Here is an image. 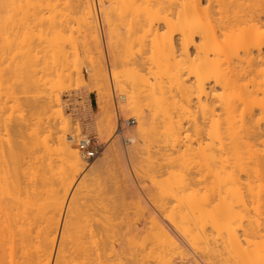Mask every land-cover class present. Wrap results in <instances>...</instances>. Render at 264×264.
<instances>
[{"label": "bare ground", "instance_id": "6f19581e", "mask_svg": "<svg viewBox=\"0 0 264 264\" xmlns=\"http://www.w3.org/2000/svg\"><path fill=\"white\" fill-rule=\"evenodd\" d=\"M56 1L55 0L53 1L54 3H57L55 5H58V7L56 6V8H59V7L62 8L64 3H63V5H61V0H59L60 2H56ZM96 1H98L99 8L98 7L97 8L99 9V12H100L101 21L104 22V23H102V22L101 23L105 24L106 29H107V33H108V39H107L108 43L107 44H109V48H110L112 56H113L112 58L115 62L114 64L121 67V69H119V70H116V71L114 70L115 72H113V74H112L113 75L112 81L115 82V84L117 83L119 90L126 93L127 102L125 104H126V106H128V110L131 111L137 118V121H138L137 128H138V131L140 132L139 134L145 138L143 140V141H145L144 144L147 143L146 146H149L150 144L148 145V143L157 141V143L159 145L157 143H155V145L157 144L156 146H161L164 144L163 142H165V144H164L165 147H163V148H165L166 152L163 150V148H157L156 147L159 150L160 149L163 150L162 151L163 153L161 151H158L157 154H159V153L164 154V155H162V159H163V156H166L165 153L167 154V158L165 157L166 160L164 159L166 162L168 161L166 163L168 165V167L166 168V166H165L167 171L169 170V168H172L174 166L175 167L172 169H175V168L178 169L177 167H182L183 170L180 168L179 169L182 170L183 173H181V175H183L185 171H187V172L189 171V170L184 171V169H185V166L187 165V161L189 159H191L190 161H192V158H191L192 156H190V154L193 155V153L196 151V149L194 147L195 143L192 145L193 141H195L196 143H198V148L200 149V150H198L200 158L202 157V160L203 161L205 160V162L206 161L211 162L209 164H210L211 168H212V166L214 168L213 169L214 172L212 170L210 171L208 169H205V170H208L209 173L210 172L214 173V174H212V182L211 181H209V182L212 183V187L214 188L213 191L214 192L216 191V192L212 193L210 191V189L212 190V188H211V185L209 183L208 184H209L210 189L208 188V185H206L207 178L204 177L206 175L204 173V171H203V174H205V175L204 176L202 175V179L204 178L205 180H203V183H202V181H201L202 179H201V177H200L201 175H200L199 180L201 182H199L200 185L196 184L197 186H199L197 188V186L195 185V182L193 183V185H195V186L191 185L192 187H190V185H189L190 183H192L191 180H193V181L195 180V179H192L195 177V176L193 177V175H192L193 173L192 174L191 173H189V174L185 173V177H184V175L183 176L180 175V177H178V175L180 173V171L178 170L179 173L177 172L178 175H176L178 177V179L177 178L174 179L175 181H173V184L170 183V186L171 187L173 186L171 188L172 189L171 191L167 190V189L164 190L165 189L164 187H166L165 186L166 184H169V180L172 177L167 178L168 183L165 182L166 181L165 180L163 182L164 184L159 183V182L162 183V180L160 178L159 180H161V181H159L155 185L156 188L163 186L162 188H164L163 190L166 192H164L161 189V187H160V191H162L164 193H168V195L171 194L170 196L167 195L168 198L170 197L169 200H168V198H164V199L162 198L165 201H163V200L161 201V199H159L161 202L158 200L160 203L156 201L158 203L157 207L155 205L154 206H155V208H158L157 211L159 212V216L155 217L153 215H149L150 219L148 218V216L146 218H148L149 220L144 217L145 219L140 226H135V227L129 226L131 228L128 231L129 236L127 234V236H128L127 240L125 238L126 236L124 233V231L127 232L126 229L125 230L123 229L124 230L123 231L120 226L115 225L113 223L115 228H116V226L121 228V230H119V231L117 228H116L117 231L115 230L117 233L120 232V235H119V233L117 234L115 231L112 232V230H114V229L110 230L111 226L108 227V225H110V224L106 225L108 222L111 223L110 222V221H112V220H110L111 217H110V219H107L108 222L106 219L104 222L101 220L102 221L101 226H99V225L96 226L97 223L95 225L96 227L93 225L95 227V229L94 228L93 229L92 228L91 229L86 228L84 230L81 229L83 232H80L81 230L79 231V229H80L79 228L78 229L79 232H76V231H74V230H76L75 229L76 227L74 229L69 228L70 218L67 219L69 216L67 217L65 212H64L65 214L63 215V218H62V211H63L64 206H65V201H66L68 192H69V190H71L70 188L72 187V183H74L73 181H74L75 177H77V175L82 171V169L87 164L86 165L84 164V159H86V157L83 155V153L80 151L79 148H77L76 146L73 145L74 142L72 143V140H73L72 135H74V134L73 133L70 134L72 137H67L66 135H64V133L66 131L67 132L69 131L68 129L65 131V129L68 126L67 125L68 122L66 121V119H67L66 118L63 121L65 123V125L64 126L62 125L64 133L61 134L62 136L60 137L61 138L60 144H61V151H62V152L61 151L60 152L62 153L61 155L63 157H65L66 161L68 162V166L70 167V170H71L70 172H72V173L71 174L67 173L70 176H67L65 178V176H66L65 175L64 176L65 179L63 177H62L63 180H61L62 178L60 179L62 181V183L59 186H61V190L63 189L62 194H60V192H58L57 188L59 186L58 187L55 186L56 188L52 187L51 189L47 187L48 185L45 186L50 190V191L48 190L49 193H47V191L45 189H42L40 186L38 187V185H36V184L34 185V182H33V184L26 185L25 187L24 186L22 187L20 185L21 180L18 181L21 178V176L19 175L20 176V178H19L17 176L18 173L16 174V172L18 170L16 169L17 171H15V169H14L13 173H11L10 170H12V169H10V170L7 169L6 171H8V170L9 171L5 172L4 169L7 168V167H5V165L7 163L4 165L5 168L2 167L3 170H1V171H4V172H2V174L3 173H6V174L11 173V175H13L12 180L13 181L15 180V181L13 183L12 180H9V181L5 180L4 184L2 183L3 181H0V264H111L112 262H114L112 264H168V263L174 264L173 261H171L173 259V256L176 255V253L181 254L184 251V249H183L184 245L181 246L179 241H178L180 238L178 237L179 239H177L175 236L176 232H177V234H179L181 237L184 238V239L183 238H181V239L185 240V242L187 243L188 246H189V244H191L190 247H193L195 245V244L192 245L194 243L195 239L199 238V240H200V237H199L200 235H201V238H203V242L202 241L201 242L202 243L205 242L206 245L208 244V240H210L212 238L211 236L214 234L213 233L211 235L212 232H215L214 236L216 234L218 235V233H216L217 230L215 231V229H214L215 227L211 226V228H208V229H210V232H207L206 231L207 229L205 230L206 225H209L208 222H210V220H208V219L211 216L207 217L208 215H206V217H205V214H204V216L202 215L201 217L198 216L200 218L203 217V222H206L204 220L206 218H208V219H206L207 223H205V224H202V221H200L201 220L200 218H197V219L198 220L200 219L198 222H201V223H198L197 221L194 222L195 220H197V219H195V217L198 214L202 213V212L200 213L199 211H201L203 209V207L202 208L200 207L201 209L198 208V210H196L197 212L195 211L196 215L194 216L193 213H194L195 207L194 208L191 207L192 205L190 203H192L193 206H195L194 202L196 204L197 200L194 202H193V200L204 196L203 192H205L207 194V195L205 194L206 197L208 195L213 196V195H211V193L214 194L215 197H217L216 193H218V196L223 195L222 189H224L223 193L225 192L226 195H228V194L230 195V192H231L230 188H231L232 184L237 185V183L235 184L234 182H238V181H235V175H236V177L238 176L237 173H238V170H240L239 167H240V165L241 166L243 165V162H242L243 160H241L240 158L239 159L242 162V164L239 165V163H240L239 160H238V163L235 162L238 159V157H237L238 154L236 155L235 153L237 152V150L242 149L241 148L242 146H239L238 144H237L238 147H240L241 149L240 148L236 149L237 146H235V139H237L236 140L237 142H238V139L240 141L241 136H242V134L240 135V133H244L243 134L244 137L242 136L243 137L242 139L246 140L245 137L250 132L251 126H252L253 131H251L250 133H253V135H254V133L255 134L256 133H259V134L264 133V128H262V127H264V125L261 127V123L264 122V0H96ZM53 2H52V0H0V8L2 10V11H0V23L7 25V26L10 25V27H12L14 25L16 26L18 23H19L18 24L19 26H16V27L19 28V27L23 26L22 28H20L21 29L20 31H18V28L16 29L17 32H14L13 30H11L14 32V37L11 34L12 32L9 29V31L11 32L10 34L12 35L10 37L15 38V36H16L20 39V41H19V39L16 38V39H18V40H16V42L17 41L18 42L25 41L24 43H26V39L28 37H30V36L35 37L36 36L35 33L32 32L34 29L33 28L31 29V27L34 25V23H35V25L36 24L38 25V23H39V21H38V23H36L37 20H35V16H36V18L40 17L38 19L44 18V16H43L45 14L44 11L39 10L40 14H42V15H40L38 13L39 12L38 9L35 7L37 6L39 8L44 9L46 6L49 9H51ZM63 2H65V4H66L68 2V0H65V1L63 0ZM70 2H73V0H71ZM59 3H60V6H59ZM74 4H76L79 8L77 6H73ZM68 5H69V7H67ZM68 5H65V7L69 8V10H70L72 7L70 8V3ZM73 5L71 4V6H73V8L77 7L79 11L81 9V12L79 14L80 15L79 20L81 19L80 23L83 24L85 27L86 35L90 39L91 48L93 50H91V48L89 49V45H88V49L90 51H94V53H96V55H99V58H100L103 55V50H102V42H101L102 39H101V34H100L101 31H99V26H98L99 21H98V17H97L95 0H76V2L73 3ZM32 6H34V8ZM29 7H31L32 9H29ZM27 8L30 11H28ZM48 8H46L44 10L48 11L47 10ZM66 8H64V9H66ZM31 10L32 11H35V10L38 11V12L36 11V13L34 12L36 14L34 16V19L31 17V15H32L31 13L29 16L31 18H29L27 16V11L31 12ZM54 11H55V9L51 10L52 13ZM41 12H43V13H41ZM71 12H73V11H71ZM34 13H33V15H34ZM37 14H39V15H37ZM28 15H29V13H28ZM45 15H46L45 19L49 18V16H48L49 13H46ZM50 15H52V14H50ZM69 15L71 16V14H69ZM76 16L77 15L75 14V17L72 16V18H76ZM27 17L31 21L35 20V22L32 23L33 25L29 22L31 24V26H29V23H28L29 19ZM52 17L50 16V18L47 19V21L50 20L49 21L50 27L47 25L48 26L47 29L40 30V28H38V27L36 28V26L34 25V27L36 29H38L39 32H38V30H34V31L35 32L37 31L36 34H38L40 32H44V31L48 30V32L51 33L53 36H51V34H48V32H44L45 35H43V37H41L42 35L39 34L34 39L37 40L38 37H41L39 39L41 40L43 38V40H44V36L46 38V34H47V37H48V35L50 37H54L53 40L50 38V40H52V41H54L56 38V41L58 42L62 38V35H63L62 33L64 32V29L62 30V28L60 26H59L60 27V29H59L58 23H57V21H58L57 18L55 17L56 18L55 19ZM26 19H28V20L26 21ZM42 21H44V19H42ZM69 21H70V19H69ZM58 22L60 23V21H58ZM46 24H48V23H46ZM61 24H62V22H61ZM64 25H67V24H64ZM0 27H1V29L5 30V26H0ZM43 27H45V26H43ZM70 29H72V28H70ZM6 31H8V30H5V32ZM5 32H3V33L5 34ZM1 33H2V31L0 32V35H1ZM3 33H2V35H3ZM8 33L9 32H6V34H5L6 37L8 36ZM68 34H69V32H68ZM176 35H178V37ZM63 36H65V35H63ZM84 37H85V35H84ZM13 38H12V40H13ZM34 39H33V42H35ZM31 40H30V43H32ZM68 40H69V38H68ZM47 41H49V40H47ZM61 41L62 40H60V42ZM85 41L87 42L88 38L84 39V42ZM24 43L22 42V44H24ZM27 43L29 44V42H27ZM27 43L24 45L27 46ZM55 44H56V42L54 43V45ZM57 44H59V43H57ZM38 46H40V45H37V47ZM41 46H44V45H41ZM59 46L60 45H58V49H59ZM86 46H87V44H86ZM22 47H24V46H22ZM22 47H21V49H22ZM73 47L75 48L74 45H73ZM26 48L29 49L28 46ZM34 48L36 49V46H34ZM41 49H43V48H41ZM47 49H48V47H47ZM47 49H45V50H47ZM49 49L51 50V48H49ZM64 49H66V48H64ZM31 51H33V49ZM58 51L60 53V50H58ZM73 51H74V49H73ZM40 52H42V50H40ZM61 52H63V50ZM51 53H52V51H51ZM59 53H57V56H59L58 55ZM94 53L93 54L90 53L91 55L90 54L89 55L90 56L93 55L92 57H94ZM31 54H32V52H31ZM84 54H86V53H84ZM29 55H30V53L28 54V56ZM34 55L36 56V54H34ZM39 55H41V54H38V56ZM18 56H20V55H18ZM21 56H23V55H21ZM41 57H43V56H41ZM31 60H29V61L31 62ZM16 61H18V60H16ZM20 61H21V59H20ZM101 62L103 63V61H101L100 59L95 60V58H90V63L93 65L97 64L96 66H99L98 69H100V71H96L92 77L94 79V81L96 82V85L98 86V88H101V86L104 85V81H106L104 78V74H102V72H101L102 71V69H101L102 67L100 65ZM25 63H26V61H25ZM33 63H35L34 60H33ZM22 64H24V62ZM102 65H104V64H102ZM34 66L35 65H33V67ZM27 68H28V66H27ZM29 68H30V70L32 69L31 67H29ZM104 68H105V66H104ZM114 68H116V67H114ZM143 69L146 70L145 73H144ZM104 70H106V68ZM15 76H16V74H15ZM30 78H31V76H30ZM32 78L34 79L33 75H32ZM24 79H26V78H24ZM107 80H108V78H107ZM23 81L24 80H22V82ZM29 82H30V80H29ZM34 82H32V84H34L33 87L35 86ZM25 84H26V82H25ZM38 85H36V86H38ZM42 86L43 85L41 84V87ZM44 87L47 88L45 85H44ZM115 87H116V85H115ZM38 89H39V87H38ZM37 90H35L36 93H37ZM35 91L34 92L32 91L33 92L32 94H35ZM42 92H41V94H42ZM13 93H14V90H13ZM32 94H31V96H32ZM38 96H40V94ZM120 97L122 98L121 100H124L123 95H121ZM108 98H109V95L107 92L106 93L105 92L100 93V95H99L100 105L98 108V119H99V124H100L101 129H103L102 131H105L104 129L106 128L107 131L111 130V132H112L114 125H115V118L111 113V108H110L111 106L109 105V99ZM46 101H48V106L44 101L42 103L46 104L45 107L46 106H47V108L49 107V109H50L49 111H51L50 116H55V117L59 116V119L61 118L63 120L64 119L63 118L64 112H62L63 110L55 108V107H57L55 105L59 104V101H60L59 98L57 96L55 98H53V96H52L49 100H46ZM41 108H38V111L41 112V110H39ZM60 108H61V106H60ZM42 111H44V109ZM238 111H239V113H238ZM40 112H38V114ZM112 112H114V111L112 110ZM199 112H200V115H198ZM36 113H37V111H36ZM256 113L259 114L260 116L257 115ZM158 114H160V115L162 114L164 116L165 122H168V123L164 124V121L163 120H162L163 122L161 121L164 124V125L162 124L163 127L165 126V129L163 128L164 130L161 127V130L164 131L163 132L164 134L161 133L162 132L161 130H158V131H161L160 133L162 134L161 138L163 139V141L160 139L161 144L158 142V139L160 137V136L158 137V135H160V133L158 132L157 133L158 135L156 134V132L154 133V131L156 130L155 129L156 127L162 126V125H157V124H159L157 122L156 127H154L155 126V120H156L157 116L158 117L160 116ZM256 115L259 116V118L255 117ZM153 116H155L156 118ZM20 117H21V115H20ZM39 117H40V114H39ZM42 117H44V116H42ZM55 117H53V118H55ZM162 117L160 119H162ZM199 117L200 118L202 117L204 120L207 119L206 121L203 122V123H205V125L202 123V121H203L202 119L199 120ZM165 118H167V120ZM255 118H257V119H255ZM25 119H26V117H25ZM46 119L48 120V118H46ZM157 119L159 120V118H157ZM200 121L202 123V126H201ZM254 121L257 123V126L255 125L256 123ZM29 122L33 123L31 121H29ZM252 122L254 124H252ZM19 125H20V123H19ZM255 127H256V130H255ZM159 128L160 127H158V129ZM28 129H29V126H28ZM37 129H38V127H37ZM39 129H38V131H40ZM17 130H16V132H17ZM19 130H20V127H19ZM36 132H37V130H36ZM189 133H192V134L190 135ZM201 133L202 134L208 133L207 138H209L208 139L209 144L207 143V145H205L206 148L203 146V148H205V149L209 148V151L206 150V151H208V153H206L205 149L203 150V148H202V143H201L200 139H202L203 137H202V135H200ZM236 133H238L239 136H237ZM245 133H246V136H245ZM17 134L19 136L20 133L18 132ZM18 136H17V138H18ZM249 136H251V135H249ZM257 136L259 137L260 135H257ZM21 137H23V136H21ZM74 137L76 139V135H74ZM199 137H202V138H199ZM250 139H249V142H246V143L252 144V142H250ZM253 139H254V136H253ZM13 140H14V138L13 139L11 138L12 142H13ZM34 140H36V138ZM74 141H76V140H74ZM205 142H206V140H205ZM246 143L242 142L240 144H242L243 147L246 148V146L248 145ZM255 143H256V140H255ZM13 144H15V143H13ZM13 144H11L12 146L10 145L11 148L13 149V151H12V152H14L13 154L14 155L16 154L15 156L14 155L13 156L16 157L17 159L18 158L22 159L21 153H23V156H25V155H24V152H22L21 150H23L24 148L22 149L21 145H20V146H17L18 147V149H17L16 146H14ZM151 144H154V143H151ZM244 144L246 146H244ZM24 145H26V144H24ZM155 145H150V146H152L151 148L155 149L154 148ZM200 145H201V147H200ZM192 146H193L194 150H193ZM249 146H251V145H248V147ZM34 147H32V148H34ZM196 147H197V144H196ZM50 148H51V146H50ZM143 148H144V146H143ZM143 148L141 147V150ZM251 148H252V146H251ZM251 148L249 147V149H251ZM16 149L18 150V152L21 151L20 152L21 155H19L18 157H17L18 152ZM37 149H38V147H37ZM149 149L150 148H148L146 151V148H145L144 150L146 151L145 154L148 156V158H146V159L148 160L150 166L148 164L147 165L151 169H153L152 166L155 165L153 162H157L158 160L157 159H156L157 161L153 160L156 158L155 154H154L155 158H154L153 153L148 154L149 152H152V150H153L152 149V150L148 151ZM190 149H191V151H190ZM249 149H247V151ZM242 152H244V151H242ZM250 152H251V150L249 151L248 154H250ZM112 153L115 154L114 152H112ZM154 153H155V151H154ZM196 153H198V152L196 151L194 154L196 155ZM237 153H240V152H237ZM10 154L11 153L9 152V155ZM161 154H159L160 157H161ZM174 154H176V156ZM188 154H189V156H188ZM251 154H252V152H251ZM152 155H153V157H152ZM239 155H241V157H242V154H239ZM260 155H262V154L260 153ZM116 157H118V156H116ZM6 158H7V156H6ZM10 158H11V160L12 159L15 160V158H12L11 156H10ZM151 158H153V159H151ZM157 158H159V156ZM255 158H256V155H255ZM17 159L15 161H19ZM43 159H44V157H43ZM251 159L253 160V158H251ZM263 159H262V161H263ZM3 160H5V158H3ZM23 160H24V158H23ZM23 160H21L22 163H23ZM147 160H146V163H148ZM248 160L252 161L250 159H248ZM160 161L162 162L161 158H160ZM197 162L195 159V163H197ZM199 162L201 163V160ZM257 162H258L257 163L258 168H255V169L258 170V169H260L259 168V166H260L259 160ZM9 163L11 164V162H9ZM200 163H197V164H200ZM203 163H202V168H203ZM42 165H43V163H42ZM156 165H158V164H156ZM237 165H239L238 168H237ZM253 165H255V164H253ZM120 166H121V164H120ZM158 166H161V164L159 163ZM149 167H148V169H149ZM193 167H196V165ZM198 167H199V165H198ZM199 168H201V165ZM208 168H209V166H208ZM211 168H209V169H211ZM236 168H237V171L235 170ZM40 169H41V167H40ZM145 169L147 170L146 165H145ZM154 169H155V167H154ZM241 169L243 170V168H241ZM169 171L171 172V170H169ZM174 171L172 172V174L174 173ZM252 171H250V172H252ZM261 171H262V168L260 169L259 173ZM14 172L16 175L14 174ZM147 172H148V170H147ZM161 172H163V171L161 170ZM170 172H168V173H170ZM234 172H236V173H234ZM148 173H150V172H148ZM168 173H166V174H168ZM241 173H244V172L241 171ZM9 174H8V177L10 176ZM151 174H154V173L151 172ZM151 174H149V175H151ZM166 174H165V176H166ZM175 174H176V172H175ZM194 174L196 175V173H194ZM34 175H36V174H34ZM186 175H188L192 178H190V177L188 178ZM262 175H264V173L261 174V176ZM153 176H154L153 179H155V177H156L155 174ZM169 176H172L171 173L169 174ZM247 176H248V174H247ZM250 176H252V175H250ZM254 176H255V174H254ZM0 177L4 178V175H1ZM6 177H5V179H6ZM213 177L215 180L213 179ZM238 177H240V176H238ZM245 177H246V174H245ZM195 178L198 179V175ZM261 178L263 180L264 177H261ZM8 179L9 178H7V180ZM243 179H245V178L243 177ZM0 180H2V179H0ZM163 180H164V178H163ZM171 180H173V178ZM157 181L158 180H156L155 182H157ZM247 181H249V180H247ZM247 181L244 182V180H243V182L246 183V186L249 184ZM6 182H8V183L6 184ZM9 182H10V184H9ZM21 182H23V180ZM29 182L32 183V181H30V180H29ZM39 183H41V182H39ZM124 183H125V180H124ZM204 183H205V186H204ZM214 183L216 185H214ZM43 184H41V186ZM159 184H160V186H157ZM254 184H255V182H254ZM50 185H51V183H50ZM229 185H230V187H229ZM9 186H11L12 188ZM51 186H53V185H51ZM202 186H204L205 189L208 188V190L211 193L209 191H207V189L206 190L203 189L204 187H202ZM215 186H217V187L215 188ZM239 186H240V184H239ZM187 187H190L192 189H190V188L187 189ZM194 187H196L197 189ZM200 187H202L203 190ZM10 188L12 189L11 191H10ZM166 188H168V187H166ZM193 188L195 190H193ZM241 188H242V185H241ZM246 188L248 189V187H246ZM198 189L200 190L199 192L197 191ZM156 190L158 191V189H156ZM200 192H202L203 195ZM208 192H209V194H208ZM247 192H246V194H247ZM251 192H252V190H251ZM123 193H125V192H123ZM199 193L201 194V196L199 195ZM237 193H239V192H237ZM237 193H235V194H237ZM21 194H23V195H21ZM45 194L47 196H45ZM129 194H130V192H129ZM156 194H158V193H156ZM246 194H245V196H246ZM209 196H208V198H211ZM231 196H232V194H231ZM206 197H205V200L207 199ZM220 197L221 196H219V199H220ZM226 197L227 196H225V198ZM202 198L204 199V197H202ZM202 198L198 200V202H201L200 204H203ZM228 198L229 197H227L225 201H227ZM136 199H138V198H136ZM166 199H167V201H166ZM232 199H234V198H232ZM138 200L141 201L140 199H138ZM208 200H209V203L211 202L210 199H207L206 204L211 205L208 203ZM139 201H137V203ZM234 202H235V200H234ZM168 203L169 204L171 203V205H169ZM142 204H143V202H142ZM172 204L174 206H172ZM206 204H204V206ZM218 204H215V206H217ZM223 204H225V203H223ZM73 205H74V203H73ZM199 205L198 206L196 205V208L199 207ZM136 206H135V208H136ZM200 206H203V205H200ZM219 206H221V202H220ZM224 206H221V210H222V207H224ZM69 207L70 206H68V202H67V204H66V210L67 211H68ZM206 207H208V206H206ZM138 208L143 209V207H140V206H137V209ZM149 208L150 207L148 206V208H145V210L146 209L148 210ZM224 208L222 211L225 213V212H227V210H226V208L225 209ZM71 209H72V207H71ZM215 209H216V207L210 208L209 210L210 211L212 210V211L211 212L209 211V213L211 214L213 212L212 215H216L215 211L218 212V209L217 210H215ZM151 210H153V209H151ZM224 210H226V211H224ZM190 211L193 213H191V214L188 213ZM206 211H207V209L204 212L208 213ZM151 212L155 213V211H151ZM132 213H134V212H132ZM148 213H147V215H148ZM229 213H231V212H229ZM229 213H225L224 214L225 217H227V216L230 217L231 214H229ZM156 214H158V213H156ZM218 214L216 216H218ZM134 215H136V214L134 213L132 216H134ZM189 215L190 216L192 215V219H191V217H189ZM224 215L221 218H224ZM126 216H128V215H126ZM137 216H134V218H133L134 220H132V221L135 222ZM216 216H213V219H215L217 221V223H215V220H214V222H210V225L215 223V225L221 226L218 223L219 219H220L219 222L221 223V218L218 217V219H217ZM105 217H108V216H105ZM116 217H118V216H116ZM158 217H161V220ZM89 218L90 217H88V220H89ZM116 219H118V218H116ZM126 219H129V218L127 217ZM139 219H141V217ZM139 219H138V221H139ZM189 219H190V221L192 220L193 223L190 222ZM75 220H76V218H75ZM95 220H97V219H95ZM224 220H225V218H224ZM231 221H235V220L232 219ZM90 222H91V219H90ZM105 222H107V223L103 224ZM113 222H114V219H113ZM116 222L117 221H115V223ZM119 222L120 221H118V223ZM127 222H129V225L132 224L131 220L127 221ZM223 222L226 223V221H223ZM190 223L193 224L195 227L190 228V226H191V225H189ZM233 223H235V222H233ZM135 224L136 223H134V225ZM200 224L205 225V227H202V225H200ZM72 225H73V223H72ZM74 225H76L75 222H74ZM74 225H73V227H74ZM102 225H104V226L102 227ZM105 225H106V227H105ZM197 225H200V227ZM235 225H232V226H235ZM225 226H226V224H225ZM243 226H245V225H243ZM98 227L103 228V230H104V227L106 229L109 228L108 230L105 229L106 231H108V233L100 231L101 228L97 229ZM122 227H126V226L124 225ZM192 228L193 229H195V228L196 229L197 228L202 229L203 228L202 229L203 231H201V229H199L201 232H196L198 229L197 230L195 229L196 231L193 234ZM222 228L224 229L225 227H222ZM240 228H241V226H240ZM88 229H90V230H88ZM242 229H244V228H242ZM109 230H110V232H109ZM230 230H231V228H230ZM121 231L124 235L123 236L124 238L120 237L122 235ZM205 231L207 233H209L210 235L208 234L209 235L208 236L205 233ZM202 232H204L205 235ZM222 232H220V236L222 235ZM224 232H226V231H224ZM104 233H106V234H104ZM109 233L110 234L112 233L111 235H109L110 237L112 236L111 239H107L109 237L107 234H109ZM113 233L114 234L116 233V235L114 236ZM197 233L199 234V236ZM227 233L230 234L228 231H227ZM195 234H196L197 238L194 237ZM231 234H233V230L231 231ZM105 235H106V237H105ZM203 235L204 236L207 235L208 240L205 241L206 237H203ZM237 235H238V233H237ZM214 236H213L214 239L218 238L217 236H215V237ZM234 236H235V234L232 237L229 236L230 239L227 238L229 240V242L232 243V247H233V245L236 247V245H235L236 243L230 241L232 239H237V238H234ZM192 237H194L195 239L193 238L194 239L193 240ZM209 237H210V239H209ZM241 237H243V236H241ZM238 238H239V235H238ZM212 239L210 242L211 244L209 243V245L214 246V248H215V245H212V243L216 239L215 240L214 239L212 240ZM244 239H245V237L241 240H244ZM197 240L195 241L196 245L198 243ZM246 240H247V238H246ZM246 240H245V242H247ZM124 241H126V242H124ZM217 242H219V240ZM221 242H222L221 243L222 245H220V242L218 244L223 247V245L225 243L223 241H221ZM225 242H226V239H225ZM229 242L226 245L227 247L230 246ZM214 243L217 244L216 241ZM237 244H238L237 248L239 247V248L243 249L241 246H239L240 243L237 242ZM203 245L204 246H202V245L200 246V243L197 245L198 247L200 246L199 247L200 249H201V247H204L203 249H201L202 251L204 250V252H203L204 254H202V252L200 250H198V252L200 251V253L204 256L203 257L201 255L204 258L203 260L201 259L202 261H204L205 258H207V260L209 259V261H211V260L213 261L214 258H216V259L218 258V257H215L216 255L218 256V254H217L216 249H214V248L213 249L215 250L216 254L214 252L212 256L209 254V257H208L207 252H210L212 254V252L210 251L211 249L208 248L210 246L209 245L206 246L205 244H203ZM135 246L140 247V249H139L140 251L136 250L138 248H135ZM205 246L210 250H208ZM216 246H218V245H216ZM224 247H225V245H224ZM252 247H254V244ZM194 248H191V249L194 251ZM239 248H238L239 251L237 250L238 253L241 251ZM248 248H250V246ZM213 249H212V251H213ZM230 250L232 251V249H230ZM235 250H236V248H235ZM246 250L247 249L244 248L243 252L245 251V253L248 254L249 251H246ZM261 250H263V249H261ZM223 251L220 250V252H223ZM205 252L207 255L205 254ZM257 252H260V251H257ZM245 253H242V255H241V253H239V255H240L239 259L241 262H243V260H245L244 262L246 263L247 260L244 258L249 256L250 254L247 255ZM220 254L221 253H219V257H221ZM223 254H224V252L221 255L223 256ZM233 254H234V252L230 255H233ZM236 254L237 253H235V255ZM263 254H264V251H263ZM184 255H186V254H184ZM239 255H236V257ZM177 256H179V255H177ZM210 256L214 257V258H211ZM261 256H263V255H261ZM193 257L190 256V259H192V261H194V263L196 261L195 264H200L199 260L198 259L196 260V258H193ZM223 257H221V259H224V260L227 259L228 260V258H223ZM252 257H253V255H252ZM210 258H211V260H210ZM175 259H176V257H175ZM193 259H195V260H193ZM207 260H206V262L209 263V261H207ZM254 260H256V259H254ZM212 261L210 264L213 263ZM231 262L233 264V261H231ZM255 262H257V261H255ZM185 263H187V262H185ZM202 263H204V262H202ZM216 263H214V264H216ZM226 263H228V261H226ZM237 263H240V262L238 261ZM218 264H219V262H218ZM247 264H249V263H247Z\"/></svg>", "mask_w": 264, "mask_h": 264}, {"label": "rangeland", "instance_id": "374dc122", "mask_svg": "<svg viewBox=\"0 0 264 264\" xmlns=\"http://www.w3.org/2000/svg\"><path fill=\"white\" fill-rule=\"evenodd\" d=\"M54 0H52V2H53ZM56 1V0H55ZM65 1V0H64ZM71 1V0H70ZM69 0H68V2L65 4V2H63V0H61V5H63V3H64V5L62 6V8H56V6L58 7V5H55V4H57V3H52V8L51 9H49L48 7H46L45 6V8L44 9H46V8H48L47 10L49 11H46V10H44V9H42V8H39V7H35V8H37L38 9V11L39 10H41V11H44V13L46 14V13H49V18H50V16L52 17V18H57V20L58 21H60V23L57 21V23H58V28L60 29V27L62 28V30L64 29V32L62 33L63 35H65V36H63L62 35V38L60 39V40H62L61 42H60V40L57 42L56 41V38H55V40L54 41H52L53 39H54V37H50L49 35H48V37H47V34H46V38H45V36H44V40H43V38L40 40L39 38H41V37H43V35H45L44 34V32H48V30L47 31H44V32H40V33H38V34H36L37 33V31L35 32L34 30H38V29H36L37 27L38 28H40V30H44V29H47V27L49 26L50 27V23H49V21H47V19H49V18H47V19H45V14L43 15L44 16V18H42V19H44V21H42V19H38V18H40V17H38V18H36V11L37 10H35V11H32L31 10V12H28V11H30L29 9H32L31 7H29V9L27 8V16L29 17L30 16V13L32 14L31 15V17L34 19V16H35V20H37L36 21V23H38V21H39V23H38V25L36 24L35 25V20L33 21H31L29 18H31V17H27L28 19H26V21L28 20V23L30 22L31 24L32 23H34V25L36 26V28L34 27V25L31 27V29L33 28L34 30L32 31L33 33H35V37H28L27 39H26V43L27 42H29V44L31 45H29L28 43H27V46L29 47V49L28 48H26L27 46L26 45H24V44H26V43H24L25 41H21V42H16V40H18L19 38L18 37H16L15 36V38H13L14 37V32H17V28L18 27H16V26H19L18 24L14 27V26H12V27H10V25H4V24H2V23H0V26H5V30H8V31H6V32H9L8 33V36L10 37V36H12L13 35V40H12V38L10 37H6L5 36V34H6V32H5V30H3V29H1V27H0V30L2 31V33L3 32H5V34L3 33V35H2V33H1V35H0V171L1 170H3V168L2 167H4V165H5V167H7L6 169H4L5 170V172H8L10 169H12V170H10V172L11 173H13V170L15 169V171H17L16 172V174H17V176L20 178V176H21V178L18 180L17 178V180L18 181H22L23 180V182H21L20 181V185L23 187H25L26 185H30V184H33V182H34V185L36 184V185H38V187L40 186L42 189H45L46 191H47V193H49L48 192V188H54L55 186H59V185H61V183H62V181L61 180H63V178H64V176H65V178L67 177V176H70V175H68L67 173H69V174H71L72 172H70L71 170H70V167L68 166V162L66 161V159H65V157H63L61 154V144H60V140H61V134H63L64 133V130H63V128H62V125L64 126L65 125V123L63 122L66 118V121L68 122V126H67V128L65 129V131L68 129L69 131V133L66 131L65 133H64V135H66L67 137H72V143H73V145L74 146H76L77 148H78V146L76 145L77 143H76V141H74V140H76L75 139V137H74V135H76V138H79V137H81L82 135H92V136H96V137H98L99 138V140L101 141V142H103L104 144H105V146H104V149H103V151L97 156V157H95L94 159H91V160H86V159H84V164L86 165L83 169H82V171L77 175V177H75V179H74V183H72V187L70 188L71 190H69V192H68V195H67V198H66V201H65V206H64V209H63V211H62V218H63V215L66 213V215H67V219H69L70 218V224H69V228L71 229V228H75L76 230H74V231H76V232H79L81 229L82 230H84V229H86V228H94L95 229V227L96 226H101V222L103 221H105V219L107 220V219H110V217H111V219L110 220H112V221H110L111 223H109L108 222V220H107V222H105V223H103V224H106V225H108V224H110V225H108V227L109 226H111V228H110V230L111 229H114V230H112V232L113 231H117V229H118V231L119 230H121V228H122V230L124 229H126L127 230V232L126 231H124V233H125V238H126V240H127V237L129 236V233H128V231H129V229L131 228V227H135V226H140L141 224H142V222L144 221V219L148 216V218H149V215H153V216H155V217H157V216H159V212L157 211V209L158 208H155V206L157 207V202H159L160 200L159 199H161V201L164 199V198H168V196H170L171 194H169L168 195V193H164V192H166V191H164V190H172L171 188L173 187H171L170 186V183H172L173 184V181H175L174 179H178V177H180V175H181V173H183L182 172V167H177L178 169H172V168H174V167H172V168H169V170H171V172L168 170L167 171V167H168V165L166 164L167 162L165 161L166 160V158H167V154L165 153L166 151H165V148H163V147H165V142H163L162 144L163 145H161V146H156L158 143H157V141L156 142H151V143H154V144H151V143H148V145L150 144V145H155V143H157L156 145H155V149H153V148H151L152 146H146V144H144L145 143V141H143L145 138L144 137H142L139 133V131H138V128H137V125H138V121H137V118H136V116L131 112V111H129L128 110V106H126V102H127V96H126V93L125 92H123V91H121V90H119V88H118V85H117V83L115 84V82H113L112 81V74H113V72H115L116 70H119V69H121V67L120 66H117L116 64H114L115 62H114V60H113V56H112V53H111V50H110V48H109V44H107L108 43V41H107V39H108V33H107V29H106V26H105V24H102V23H104L103 21H101V16H100V12H99V6H98V1H96L95 0V5H96V11H97V17H98V26H99V31H101L100 32V34H101V39H102V50H103V55L99 58V55H96V53H94V51H90L89 49L91 48V43H90V39H89V37L86 35V32H85V27H84V25L83 24H81L80 22V20H79V14H80V12H81V9H80V11L78 10V6L76 5V4H74L73 5V3H75L76 2V0H73V2H70ZM75 1V2H74ZM56 2H60L59 0H57ZM70 3V8L72 7L73 8V6H77V7H74L73 9L71 8L70 10H69V8H66L65 7V5H68ZM71 4L73 5V6H71ZM59 6H60V3H59ZM33 8H34V6H32ZM55 7V8H54ZM67 7H69V5L67 6ZM98 7V8H97ZM64 8H66V9H64ZM54 10L55 9V11L52 13L51 12V10ZM59 9V10H58ZM58 10V11H57ZM76 10V11H75ZM0 11H2L1 10V8H0ZM37 11V12H38ZM60 11V12H59ZM64 11V12H63ZM71 11H73V12H70ZM35 12V13H34ZM60 14H59V13ZM99 12V13H98ZM28 13H29V15H28ZM33 13H34V15H33ZM39 14H40V11L38 12ZM41 13H43V12H41ZM57 13V14H56ZM62 13V14H61ZM65 15H64V14ZM78 13V14H77ZM39 14H37V15H39ZM50 14H52V15H50ZM69 14H71V16L69 15ZM75 14L77 15L76 16V18H72V16L73 17H75ZM40 15H42V14H40ZM58 15V16H57ZM63 15V16H62ZM67 15V16H66ZM62 16V17H61ZM65 16V17H64ZM67 17V18H66ZM69 17V18H68ZM55 18V19H56ZM69 19H70V21H69ZM103 20V19H102ZM56 21V20H55ZM69 21V22H68ZM72 21V22H71ZM61 22H62V24H61ZM102 22V23H101ZM29 23V26H31V24ZM44 25H43V24ZM46 23H48V24H46ZM67 24V25H64V24ZM80 23V24H79ZM2 24V25H1ZM102 24V25H101ZM21 25V24H20ZM25 25V24H24ZM28 25V24H27ZM48 25V26H47ZM22 26V25H21ZM43 26H45V27H43ZM60 26V27H59ZM82 26V27H81ZM23 27V26H22ZM22 27H19L18 28V31H20L21 29L20 28H22ZM72 28V29H70V28ZM4 28V27H3ZM83 28V29H82ZM9 29H10V31L11 30H13V31H9ZM49 29V28H48ZM0 31V32H1ZM30 31V32H31ZM81 31V32H80ZM105 33H104V32ZM38 32H39V30H38ZM68 32H69V34H68ZM12 35H11V34ZM43 33V34H42ZM83 33V34H82ZM85 33V34H84ZM10 34V35H9ZM39 34H41L40 36L41 37H38L37 38V40L36 39H34V38H36L37 37V35H39ZM48 34H51V33H49L48 32ZM72 34V35H71ZM82 34V35H81ZM33 35V34H32ZM84 35H85V37H84ZM51 36H53L52 34H51ZM177 37H178V35H176ZM6 37V38H5ZM69 38V40H68V38ZM75 37V38H74ZM176 37V38H177ZM8 38V39H7ZM16 38H18V39H16ZM35 40V42H33V39ZM48 38V39H47ZM50 38L52 39V40H50ZM86 38H88V41L86 42H84V39H86ZM32 41V43H30V40ZM39 39V40H38ZM49 40V41H47V40ZM58 39V38H57ZM8 40V41H7ZM10 40V41H9ZM15 40V41H14ZM28 40V41H27ZM68 40V41H67ZM19 41H20V39H19ZM42 41V42H41ZM44 41V42H43ZM64 41V42H63ZM71 41V42H70ZM22 42L24 43V44H22ZM56 42V44L54 45V43ZM9 43V44H8ZM11 43V44H10ZM43 43V44H42ZM45 43V44H44ZM57 43H59V44H57ZM85 43V44H84ZM54 46H53V45ZM70 44V45H69ZM86 44H87V46H86ZM9 45V46H8ZM13 45V46H12ZM37 45H40V46H38L37 47ZM41 45H44V46H41ZM58 45H60L59 46V49H58ZM73 45L75 46V48L73 47ZM88 45H89V49H88ZM15 46V47H14ZM22 46H24V47H22ZM34 46H36V49L34 48ZM10 47V48H9ZM21 47H22V49H21ZM32 47V48H31ZM47 47H48V49H47ZM54 47V48H53ZM57 47V48H56ZM38 48V49H37ZM41 48H43V49H41ZM49 48H51V50L49 49ZM64 48H66V49H64ZM69 50H68V49ZM27 49V50H26ZM33 49V51H31V50ZM42 50V52H40V50ZM45 49H47V50H45ZM56 49V50H55ZM72 49V50H71ZM73 49H74V51H73ZM12 50V51H11ZM19 50V51H18ZM30 50V51H29ZM36 50V51H35ZM44 50V51H43ZM49 50V51H48ZM58 50H60V53H59V51ZM63 50V52H61ZM91 50H93L92 48H91ZM109 50V51H108ZM15 51V52H14ZM21 51V52H20ZM27 51V52H26ZM46 51V52H45ZM51 51H52V53H51ZM84 53H86V54H84ZM90 51V52H89ZM10 52V53H9ZM31 52H32V54H31ZM44 52V53H43ZM68 52V53H67ZM74 54H73V53ZM110 52V53H109ZM23 53V54H22ZM26 53V54H25ZM30 53V55L28 56V54ZM56 53V54H55ZM57 53H59L58 55L59 56H57ZM90 53H94V57H92V56H90L91 54ZM20 55V56H18V55ZM34 54H36V56L34 55ZM38 54H41V55H39L38 56ZM66 54V55H65ZM90 54V55H89ZM21 55H23V56H21ZM78 55V56H77ZM88 55V56H87ZM41 56H43V57H41ZM63 56V57H62ZM98 56V57H97ZM30 57V58H29ZM62 57V58H61ZM29 58V59H28ZM56 58V59H55ZM89 58V59H88ZM90 58H95V60H101V61H103V63L101 62V69H102V74H104V78H105V80L106 81H104V85L103 86H101V88H98V86L96 85V82L94 81V79L92 78L93 77V74L96 72V71H100V69H98V67L99 66H96L97 64H95V65H93V64H91L90 63ZM99 58V59H98ZM20 59H21V61H20ZM27 59V60H26ZM32 59V60H31ZM16 60H18V61H16ZM29 60H31V62L29 61ZM33 60L35 61V63H33ZM38 60V61H37ZM92 60V59H91ZM105 60V61H104ZM16 61V62H15ZM25 61H26V63H25ZM15 62V63H14ZM19 62V63H18ZM24 62V64H22ZM28 62V63H27ZM14 63V64H13ZM35 65L34 67H33V65ZM31 66H30V65ZM102 64H104V65H102ZM116 65V66H115ZM27 66H28V68H27ZM97 68H96V67ZM104 66H105V68H106V70H104L105 68H104ZM25 69H24V68ZM29 67H31L32 69L30 70V68ZM114 67H116V68H114ZM27 69V70H26ZM115 70V71H114ZM143 71H144V73L146 72V70L145 69H143ZM15 74H16V76H15ZM32 75H33V77H34V79L32 78ZM29 76V77H28ZM30 76H31V78H30ZM28 77V78H27ZM108 78V80H107V78ZM24 78H26V79H24ZM30 80V82H29V80ZM22 80H24L23 82H22ZM41 80V81H40ZM35 81V82H34ZM25 82H26V84H25ZM32 82H34L35 83V88L33 87V85L34 84H32ZM39 84V85H38ZM41 84L43 85L42 87H41ZM31 85V86H30ZM36 85H38V86H36ZM44 85L47 87V88H45L44 87ZM114 85V86H113ZM115 85H116V87H115ZM38 87H39V89H38ZM116 88V89H115ZM34 89V90H33ZM38 89V90H37ZM43 89V90H42ZM47 89V90H46ZM13 90H14V93H13ZM35 90H37V93H36V91ZM12 91V92H11ZM35 91V94H32L33 92ZM39 91V92H38ZM43 91V92H42ZM46 91V92H45ZM115 91V94L117 95V96H120V95H123L124 96V100H119V115L122 117V118H130V117H133V118H136V124L131 128V130L129 131V132H127L126 134H125V137H128V139H129V141L128 142H125L124 140H123V137L121 136V135H116V133H115V131H116V126H117V115H118V113H117V110H116V107H115V105H114V100H113V92ZM41 92H42V94H41ZM108 93V95H109V105L111 106L110 108H111V113H112V115L114 116V118H115V125H114V128H113V130H112V132H111V130H109V131H107V129L105 128L104 130L105 131H102L103 129H101V127H100V124H99V119H98V108H99V105H100V102H99V95H100V93ZM11 93V94H10ZM52 93V94H51ZM31 94H32V96H31ZM40 94V96H38ZM46 94V95H45ZM35 95V96H34ZM34 96V97H33ZM53 96V98H55L56 96L59 98V104H56L55 106H57V107H55V108H58V109H62L63 111L62 112H64L63 114H64V116H63V120L60 118L59 119V116H50L51 115V111H49L50 109H49V107L47 108V106H48V101H46V100H49L51 97ZM126 96V97H125ZM18 98V99H17ZM48 98V99H47ZM34 99V100H33ZM40 99V100H39ZM46 99V100H45ZM36 100V101H35ZM45 102L46 104H47V106L45 107V103H42V102ZM36 102V103H35ZM41 102V103H40ZM38 103V104H37ZM19 104V105H18ZM42 104V105H41ZM44 104V105H43ZM61 104V105H60ZM39 106V107H38ZM59 106V107H58ZM60 106H61V108H60ZM42 107V108H41ZM38 108H41V109H39V110H41V112L40 111H38ZM32 109V110H31ZM44 109V111H42ZM48 109V110H47ZM20 110V111H19ZM31 110V111H30ZM46 110V111H45ZM112 110L114 111V112H112ZM30 111V112H29ZM36 111H37V113H36ZM240 111V110H239ZM239 111H238V113H239ZM38 112H40L39 114H40V117H39V114H38ZM31 113V114H30ZM114 113V114H113ZM25 114V115H24ZM47 114V115H46ZM257 114V113H256ZM19 115V116H18ZM20 115H21V117H20ZM33 115V116H32ZM158 115H160V114H158ZM162 115V114H161ZM157 116V118H159V120L155 117V116H153V117H155L156 118V120H155V126L154 127H156V124H157V122L159 123V124H157V125H162L163 123V121H164V124L165 123H168V122H165V120H164V116L162 117V116ZM198 115H200V112H199V114ZM257 115H259V114H257ZM255 116V117H257V118H259V116ZM42 116H44V117H42ZM202 116V115H201ZM19 117V118H18ZM25 117H26V119H25ZM53 117H55V118H53ZM162 117V119H160ZM46 118H48V120L46 119ZM51 118V119H50ZM154 118V119H155ZM239 118V117H238ZM257 118H255V119H257ZM25 119V120H24ZM166 120H167V118H165ZM200 119H202L201 121H202V123L204 122V121H206V120H204L202 117L200 118L199 117V120ZM34 120V121H33ZM153 120V119H152ZM163 120V121H162ZM21 121V122H20ZM29 121H31V122H33V123H30ZM50 121V122H49ZM65 121V122H66ZM162 121V122H161ZM201 121H200V123H201ZM24 122V123H23ZM26 122V123H25ZM49 122V123H48ZM255 122V121H254ZM19 123H20V125H19ZM36 123V124H35ZM38 123V124H37ZM43 123V124H42ZM202 123H201V126H202ZM256 123V122H255ZM261 123V122H260ZM18 124V125H17ZM25 124V125H24ZM47 124V125H46ZM163 124V125H164ZM204 125H205V123H203ZM251 124V123H250ZM249 124V125H250ZM252 124H254L253 122H252ZM251 124V125H252ZM31 125V126H30ZM61 125V126H60ZM163 125L162 126H158V127H160L159 129H158V127H156L155 129L157 130H155L154 131V133L156 132V134L159 132H161V133H163L164 131V129H165V126L163 127ZM256 126H257V123L255 124ZM264 125V122H262L261 123V127ZM25 126V127H24ZM28 126H29V129H28ZM34 126V127H33ZM36 126V127H35ZM19 127H20V130H19ZM37 127H38V129L40 130V131H38V129H37ZM48 127V128H47ZM161 127H162V129L163 130H161ZM204 127V126H203ZM262 128H264V127H262ZM19 131H18V130ZM24 129V130H23ZM101 129V130H100ZM13 130V131H12ZM16 130H17V132H16ZM31 130V131H30ZM36 130H37V132H36ZM63 130V131H62ZM158 130H161V131H158ZM255 130H256V127H255ZM12 131V132H11ZM42 131V132H41ZM46 131V132H45ZM62 131V132H61ZM251 131H253L252 130V126H251V130H250V132ZM7 132V133H6ZM20 133L19 134V136H18V134L17 133ZM35 132V133H34ZM51 132V133H50ZM110 132V133H109ZM248 133L249 135H251V136H249L248 134H247V136H246V133H245V139L247 140H243L242 138L244 137L243 136V134L244 133H240V135L242 134V136H241V139H240V141H239V139H238V142L236 141L237 139H235V146H237L238 147V145L239 146H242L241 148L240 147H236V149H241V150H237V152H240V153H235L236 155L238 154H242V157H241V155H237V157H238V159H237V161H235V162H237L238 163V160L240 161V159L241 160H243L242 162H243V165L241 166L240 164H242V162L240 161V163H239V165H240V167H239V169L242 171V172H244V173H241V171L240 170H238V173H237V175L238 176H240V177H236V175H235V181H238V182H234L235 184L237 183V185H234V184H232V186H231V188H230V190H231V192H230V195L228 194V195H226L225 194V192L223 193V190L224 189H222V194L223 195H219V196H221L220 197V199H219V196H218V193H216V196L218 197H215V195L214 194H212L214 191H213V187H212V174H214V173H209V171L208 170H212L213 172H214V168H213V166H212V168H211V166H210V164L209 163H211V162H205V160L203 161L202 160V157L200 158V156H199V151L198 150H200L199 148H198V143H196L195 141H193V143H192V145L194 144L195 146V149H196V151L198 152V153H196V155L193 153V155L192 154H190V156H192L191 158H192V161H190L191 159H189L188 161H187V165L185 166V169H184V171L185 170H189L188 172L187 171H185L184 172V177H185V173H193L192 175H193V177L195 176V177H197V175H198V179L197 178H192V177H190V176H188V175H186L188 178L190 177V178H192V179H197L196 181L194 180H191L192 181V183H190L189 185H190V187H192V186H195L196 184L198 185H200V183L199 182H201L202 181V183H203V180H205L204 178L202 179V175L204 176L205 174V178H207V181H206V185H208V188L210 189V187H209V184L211 185V188H212V190L210 189V191L212 192H210L209 190H208V188H206L207 189V191H209L210 193H211V195H213V196H209V197H213L212 199L211 198H208V196L206 197V193L205 192H203L204 193V196H202V197H204V199L202 198V197H200L201 196V194L203 195V193L202 192H200L199 193V197L200 198H197V199H195V200H193V202L194 201H196L197 200V202H196V204H195V202H194V205L195 206H193V204L192 203H190L192 206L191 207H195V210H194V213L193 212H188V213H193L194 214V216L196 215V210H198V208H202L203 207V209L201 210V211H199L201 214H198L196 217H195V219H197V218H200L202 215L204 216V214H205V217H206V215H208L207 217H209V216H211L209 219L208 218H206V219H208V220H210V222H214V220L215 219H213V216H216L218 213V216H216L217 217V219H218V217H223V215L225 214V213H229V212H231V213H229V214H231L230 215V217H228L227 215V217H225V215H224V218H225V220H224V218H221V223L219 222L220 221V219H219V221H218V223H219V225H221V226H218V225H215V223H217V221L215 220V223H213L212 225H210V222H208L209 223V225H206V227H205V225H202V224H205V223H207V220L205 219L204 221H206V222H203V217L202 218H200L199 220L200 221H202V224H200V225H202V227H205V230L207 231V232H210V229H208V228H211V226L212 227H215L214 229H215V231H216V233H218V235L216 234L215 236H217L218 238H213V236H214V234H215V232H212L211 233V237L216 241V243L217 244H215L214 242V244L212 243V245H215V248H214V246H210L209 245V243L211 242V239H210V237H209V239L210 240H208V236L210 235L209 233H207L206 231H205V233L208 235H206V236H204L205 235V233L204 232H202V233H204V235H203V237H206L205 238V241L206 240H208V244L207 245H209L210 247H208V248H210V249H208L206 246V243L204 242V243H202L203 242V238H201V235L199 236V234H198V236L200 237V240H199V238H197V236H196V234H195V236L194 237H196L197 239H195L194 237H192V239L194 240V243L192 244V245H194L193 247H190L191 246V244H189V246L187 245V243L185 242V240H183L184 238L183 237H181L179 234H177V232H176V234H175V236H176V238L177 239H179L178 241H179V243H180V245L181 246H183V249H184V251H183V253H176V255H174L173 256V259L171 260V261H173V263L174 264H193L194 263V261H192V259H190V256L191 257H193L194 255V257L193 258H196V260L198 259L199 260V262H200V264H210L211 263V258H214V257H211L212 255H213V253L215 252V250L214 249H216V251H217V254H218V256L216 255L215 257H218L217 259L219 260H217L216 258H214V260L212 261L213 263L212 264H214V263H216V264H218V262H219V264H232V262L231 261H233V264H247V263H249V264H264V254H263V251H264V178H263V180H262V178L261 177H264V175H262L261 176V174H263L264 173V133L262 134V133H254V135H253V133ZM15 133V134H14ZM22 133V134H21ZM34 133V134H33ZM71 133H73L74 135H70ZM160 133V135H158V137H159V139H158V142L161 144V141H160V139L163 141V139L161 138L162 136V134ZM36 134V135H35ZM164 134V133H163ZM190 135L192 134V133H189ZM194 134V133H193ZM196 134V133H195ZM198 134V133H197ZM237 134V136H239V134L238 133H236ZM16 135V136H15ZM199 135V134H198ZM200 135H202V137H199V138H202V139H200L201 140V143H202V148H203V146L206 148V146L205 145H207V143L209 144V138H207V136H208V133L206 134V133H204V134H200ZM254 136V139H253V136ZM257 135H260L259 137L256 136ZM263 135V136H262ZM17 136H18V138H17ZM21 136H23V137H21ZM156 136V135H155ZM164 136V135H163ZM193 136V135H192ZM205 136V137H204ZM236 136V137H237ZM36 138V140H34L35 138ZM157 137V136H156ZM11 138L13 139L14 138V140H13V142L11 141ZM60 138V139H59ZM238 138V137H237ZM240 138V137H239ZM251 138V139H250ZM259 138V139H258ZM10 139V140H9ZM249 139H250V142H252V144L251 143H246V142H249ZM8 140V141H7ZM16 140V141H15ZM205 140H206V142H205ZM243 140V141H242ZM255 140H256V143H255ZM24 141V142H23ZM35 141V142H34ZM155 141V140H154ZM246 143V144H248V145H251L252 146V148H251V146H249L251 149H249V147H248V145L246 146L245 144H244V146H246V148L245 147H243V145L242 144H240V143ZM245 141V142H244ZM254 141V142H253ZM205 142V143H204ZM259 142V143H258ZM8 143V144H7ZM13 143H15V144H13ZM26 144V145H24V144ZM35 143V144H34ZM45 143V144H44ZM11 144H13L14 146H16V148L18 149V147L17 146H20L21 145V148L23 149V150H21L22 152H24V155L25 156H23V153H21L22 154V159L21 158H16V157H14L15 155L13 154L14 152H12L13 151V149L11 148ZM19 144V145H18ZM41 144V145H40ZM196 144H197V147H196ZM238 144V145H237ZM256 144V145H255ZM263 144V145H262ZM11 145V146H10ZM24 145V146H23ZM159 145V144H158ZM35 146V147H34ZM50 146H51V148H50ZM143 146H144V148H143ZM32 147H34V148H32ZM37 147H38V149H37ZM141 147L143 148L142 150H141ZM163 148V150L165 151L164 153H165V155L166 156H163V159H162V155H164V154H161V153H159V154H161V157H160V155L159 154H157L158 153V151H163V150H159V149H157V148ZM200 147H201V145H200ZM248 147V148H247ZM11 148V149H10ZM20 148V147H19ZM49 148V149H48ZM146 148V151H147V149L148 148H150L148 151H150V150H152V152H149L148 154H151V153H153V155L155 154L156 155V158H155V155H154V158L155 159H153V158H151V159H153L154 161L156 160L157 162H153L155 165L154 166H152L153 167V169H151L149 166H150V164H149V162H148V160L146 159V158H148V156L145 154L146 153V151L144 150ZM192 148H193V146H192ZM205 148H203V150L205 149ZM244 148V149H243ZM256 148V149H255ZM259 148V149H258ZM16 149V150H17ZM235 149V150H236ZM247 149H249L248 151H247ZM263 151H262V150ZM36 150V151H35ZM157 150V151H156ZM193 150H194V148H193ZM206 150H208L209 151V148H207V149H205V152L206 153H208V151H206ZM251 150V152H252V154H251V152H250V154H248L249 153V151ZM254 152H253V151ZM259 150V151H258ZM20 151V152H21ZM52 151V152H51ZM61 151V152H60ZM154 151H155V153H154ZM190 151H191V149H190ZM242 151H244V152H242ZM8 154H7V153ZM9 152L11 153L10 155H9ZM17 152H18V150H17ZM20 152H18V154H17V157L19 156V155H21L20 154ZM112 152H114L115 154H113ZM242 152V153H241ZM2 153V154H1ZM36 153V154H35ZM163 153V152H162ZM189 153V152H188ZM192 153V152H191ZM260 153L262 154V155H260ZM7 154V155H6ZM144 156H143V155ZM14 155V156H13ZM114 155V156H113ZM118 156V157H116V156ZM153 155H152V157H153ZM175 156H176V154H174ZM250 155V156H249ZM255 155H256V158H255ZM260 155V156H259ZM6 156H7V158H6ZM10 156L12 157V158H15V160L17 159V160H19V161H15V160H11V158H10ZM159 156V158H157ZM188 156H189V154H188ZM187 156V157H188ZM263 156V157H262ZM9 157V158H8ZM42 157V158H41ZM43 157H44V159H43ZM166 157V158H165ZM249 157V158H248ZM3 158H5V160H3ZM23 158H24V160H23ZM116 158V159H115ZM118 158V159H117ZM160 158H161V160H162V162L160 161ZM199 158V159H198ZM240 158V159H239ZM251 158H253V160L251 159ZM255 158V159H254ZM263 159V161H262V159ZM65 159V160H64ZM143 159V160H142ZM165 159V160H164ZM195 159H196V162L197 163H200L199 161L201 160V163L200 164H197V163H195ZM248 159H250V160H252V161H249ZM21 160H23V163H22V161ZM115 160V161H114ZM146 160H147V162L148 163H146ZM247 160V161H246ZM259 160V165L261 166H259V168L261 169L262 168V173L260 172L259 173V171H260V169H255V168H258V165H257V161ZM14 163H13V162ZM194 161V162H193ZM249 161V162H248ZM9 162H11V164L9 163ZM17 162V163H16ZM41 162V163H40ZM49 164H48V163ZM122 162V163H121ZM204 162V163H203ZM251 162V163H250ZM21 163V164H20ZM42 163H43V165H42ZM159 163L161 164V166H158L159 165ZM164 163V164H163ZM195 163V164H194ZM202 163H203V168H202ZM208 165H207V164ZM236 163V164H237ZM14 164V165H13ZM120 164H121V166H120ZM149 166H148V165ZM156 164H158V165H156ZM166 164V165H165ZM192 166H191V165ZM235 164V165H236ZM248 166H247V165ZM253 164H255V165H253ZM8 165V166H7ZM19 165V166H18ZM145 165H146V168H147V170H148V172H150V173H148L147 172V170L145 169ZM152 165V164H151ZM164 165V166H163ZM196 165V167H193V166H195ZM198 165H199V167H200V165H201V168H199L198 167ZM234 165V166H235ZM239 165H237V168H238V166ZM253 165V166H252ZM141 166V167H140ZM144 168H143V167ZM165 166H166V168H165ZM184 166V165H183ZM208 166H209V168H211V169H209L208 168ZM252 166V167H251ZM256 166V167H255ZM4 167V168H5ZM14 167V168H13ZM19 167V168H18ZM40 167H41V169H40ZM148 167H149V169H148ZM154 167H155V169H154ZM187 167V168H186ZM236 167V166H235ZM163 168V169H162ZM182 169V170H180V169ZM184 168V167H183ZM197 168V169H196ZM237 168L235 169L236 171H237ZM241 168H243V170L241 169ZM248 168V169H247ZM7 169H9L8 171H6ZM17 169V170H16ZM20 169V170H19ZM158 169V170H157ZM199 169V170H198ZM205 169H208V170H205ZM245 169V170H244ZM255 169V170H254ZM22 170V171H21ZM34 170V171H33ZM160 170V171H159ZM161 170L163 171V172H161ZM165 170V171H164ZM175 170V171H174ZM177 170V171H176ZM180 171V173H179V171ZM249 170V171H248ZM253 170V171H252ZM21 171V172H20ZM157 171V172H156ZM167 171V172H166ZM174 171V173L172 174V172ZM203 171H204V173L205 174H203ZM250 171H252V172H250ZM258 171V172H257ZM2 172H4V171H1L0 172V176L1 175H4V178H2V177H0V179H2V180H0V181H3L2 183L4 184L5 183V180L6 181H9V180H12V176L13 175H11V173L9 174V173H3L2 174ZM151 172L152 173H154L155 174V179H153L154 178V174H151ZM168 172H170L171 173V175L172 176H169V174L170 173H168ZM175 172H176V174H175ZM179 173V175H178V173ZM241 174H240V173ZM255 172V173H254ZM20 173V174H19ZM23 173V174H22ZM158 173V174H157ZM163 173V174H162ZM166 173H168V174H166ZM194 173H196V175L194 174ZM202 173V174H201ZM211 175H209V174ZM234 173H236V172H234ZM250 173V174H249ZM8 174L10 175L9 177H8ZM14 174H15V172H14ZM15 174V175H16ZM34 174H36V175H34ZM45 174V175H44ZM149 174H151V175H149ZM165 174H166V176H165ZM190 174V175H191ZM208 174V175H207ZM244 174V175H243ZM245 174H246V177H245ZM247 174H248V176H247ZM254 174H255V176H254ZM20 175V176H19ZM174 175V176H173ZM176 175H178V177L176 176ZM183 175H181V176H183ZM191 175V176H192ZM201 175V176H200ZM250 175H252V176H250ZM258 175V176H257ZM7 176V177H6ZM31 176V177H30ZM151 176V177H150ZM164 176V177H163ZM199 176L201 177V181L199 180ZM210 176V177H209ZM5 177H6V179H5ZM15 177V176H14ZM13 177V178H14ZM63 177V178H62ZM173 178V180H171L172 178ZM186 177V178H187ZM243 177L245 178V179H243ZM7 178H9L8 180H7ZM24 178V179H23ZM62 178V179H61ZM64 178V179H65ZM161 178V180H162V183L161 182H159V181H161V180H159ZM163 178H164V180H163ZM167 178H171L170 180H169V184H166L165 186L166 187H168V188H166V187H164V188H162L161 186H160V184H164L163 182L165 181V182H167L168 181V179ZM237 178V179H236ZM260 178V179H259ZM15 179V178H14ZM46 179V180H45ZM61 179V180H60ZM213 179H214V177H213ZM239 179V180H238ZM252 179V180H251ZM29 180L30 181H32V183L31 182H29ZM34 180V181H33ZM124 180H125V183H124ZM156 180H158L157 182H155ZM199 180V181H198ZM215 180V179H214ZM243 180H244V182L245 181H247V180H249V181H247L248 183V185L246 186V183H244L243 182ZM15 181V180H14ZM14 181L12 180V182L14 183ZM209 181H211V182H209ZM242 181V182H241ZM11 182V183H12ZM27 182V183H26ZM37 182V183H36ZM39 182H41V183H39ZM45 184H43V183ZM123 182V183H122ZM160 183L159 185H157V186H160L161 187V189L164 191V192H162V191H160V187H158V188H156V183ZM195 182V185H193V183ZM197 182V183H196ZM205 182V181H204ZM215 182V181H214ZM254 182H255V184H254ZM8 182H6V184H7ZM29 183V184H28ZM50 183H51V185H53V186H51L50 185ZM55 183V184H54ZM155 183V184H154ZM168 183V182H167ZM209 183V184H208ZM244 183V184H243ZM2 184V185H3ZM9 184H10V182H9ZM17 184V183H16ZM25 184V185H24ZM41 184H43L42 186H41ZM171 184V185H172ZM239 184H240V186H239ZM251 184V185H250ZM261 184V185H260ZM48 185V186H47ZM188 185V186H189ZM192 185V186H191ZM196 185V186H197ZM203 185V184H202ZM214 185H216L215 183H214ZM241 185H242V188H241ZM263 185V186H262ZM20 186V187H21ZM45 186H47V187H45ZM124 186V187H123ZM204 186H205V183H204ZM204 186H202V187H204ZM244 186V187H243ZM254 186V187H253ZM9 187H11V186H9ZM44 187V188H43ZM190 187H187V189L188 188H190ZM199 186H197V188H198ZM202 187H200L201 189H202ZM217 186H215V188H216ZM229 187H230V185H229ZM246 187H248V189L246 188ZM251 187V188H250ZM262 187V188H261ZM12 188V187H11ZM10 188V191L12 190ZM40 188V189H41ZM47 188V189H46ZM56 188V187H55ZM170 188V189H169ZM194 188H196V187H194ZM193 188V190H195ZM196 188V189H197ZM199 188V189H200ZM241 188V189H240ZM254 188V189H253ZM58 192H60V194H62V192H63V189L61 190V186H59L58 188ZM56 189V190H57ZM60 189V190H59ZM156 189H158V191L156 190ZM190 189H192V188H190ZM197 190L198 192L200 191V190ZM203 189H205V187L203 188ZM202 189V190H203ZM205 189V190H206ZM235 189V190H234ZM250 189V190H249ZM263 189V190H262ZM216 190V189H215ZM251 190H252V192H251ZM50 191V190H49ZM206 191V192H207ZM248 191V192H247ZM123 192H125V193H123ZM129 192H130V194H129ZM169 192V191H168ZM209 192H208V194H209ZM216 192V191H215ZM214 192V193H215ZM218 192V191H217ZM237 192H239V193H237ZM246 192H247V194H246ZM256 192V193H255ZM46 193V192H45ZM46 193V194H47ZM156 193H158V194H156ZM162 193V194H161ZM235 193H237V194H235ZM246 194V196H245V194ZM250 193V194H249ZM253 193V194H252ZM45 194V196H47ZM161 194V195H160ZM206 194V195H205ZM221 194V193H220ZM231 194H232V196H231ZM21 195H23V194H21ZM134 195V196H133ZM165 195V196H164ZM168 195V196H167ZM236 195V196H235ZM225 196H227V197H229L228 199H227V201H225L226 200V198H225ZM157 197V198H156ZM205 197L207 198V199H210V203H209V200H208V203L209 204H211V205H207L206 203H207V199L205 200ZM231 197V198H230ZM236 197V198H235ZM241 197V198H240ZM247 197V198H246ZM126 200H125V199ZM136 198H138V199H140L141 201H139L138 199H136ZM163 198V199H162ZM170 198V197H169ZM169 198H168V200H169ZM202 198V201H203V204H200L201 202H198V200L199 199H201ZM222 198V199H221ZM225 198V199H224ZM232 198H234V199H232ZM157 199V200H156ZM242 199V200H241ZM132 200V201H131ZM145 202H144V201ZM159 200V201H158ZM205 200V201H204ZM234 200H235V202H234ZM123 201V202H122ZM137 201H139L138 203H137ZM157 201V202H156ZM160 201V202H161ZM163 201H165V200H163ZM166 201H167V199H166ZM201 201V200H200ZM67 202H68V206H70L69 208H68V211L66 210V204H67ZM141 202V203H140ZM142 202H143V204H142ZM159 202V203H160ZM220 202H221V206H224L225 208H226V210H227V212H223L222 210H223V208L224 207H222V210H221V206H219V204H220ZM227 202V203H226ZM72 203V204H71ZM73 203H74V205H73ZM132 203V204H131ZM134 203V204H133ZM136 203V204H135ZM154 203V204H153ZM200 205H203V206H200ZM219 203V204H218ZM223 203H225V204H223ZM241 203V204H240ZM138 204V205H137ZM140 204V205H139ZM169 204V203H168ZM204 204H206L205 206H204ZM215 204H218L217 206H215ZM234 204V205H233ZM137 205V206H140V207H143V209L142 208H138L137 209V206H136V208H135V206ZM143 205V206H142ZM155 205V206H154ZM169 205H171V203L169 204ZM196 205L198 206L199 205V207H197L196 208ZM229 205V206H228ZM145 206V207H144ZM148 206L151 208V209H153V210H151L150 208L147 210H145V208H148ZM172 206H174L173 204H172ZM206 206H208V207H206ZM214 208V207H216V209L215 210H217L218 209V212L217 211H215V213H216V215H212L213 214V212L210 214L209 213V209L210 208H212V207ZM71 207H72V209H71ZM132 207V208H131ZM206 207V208H205ZM236 207V208H235ZM171 208V207H170ZM200 208V209H201ZM224 208V209H225ZM228 208V209H227ZM207 209V211L206 212H208V213H205L204 211ZM230 209V210H229ZM66 210V211H65ZM135 210V211H134ZM138 210V211H137ZM226 210H224V211H226ZM232 210V211H231ZM151 211H155V213L154 212H151ZM196 211V212H195ZM212 211V210H211ZM210 211V212H211ZM229 211V212H228ZM234 211V212H233ZM65 212V213H64ZM130 212V213H129ZM132 212H134L136 215H134V216H137L136 217V221L134 222V221H132V220H134L133 218H134V216H132L134 213H132ZM145 212V213H144ZM149 212V213H148ZM204 212V213H203ZM132 213V214H131ZM147 213H148V215H147ZM156 213H158V214H156ZM214 213V214H215ZM224 213V214H223ZM146 214V215H145ZM221 214V215H220ZM235 214V215H234ZM126 215H128V216H126ZM140 215V216H139ZM105 216H108V217H105ZM114 216V217H113ZM116 216H118V217H116ZM130 216V217H129ZM132 216V217H131ZM193 216V217H194ZM198 216H200V217H198ZM88 217H90L89 218V220H88ZM118 218V219H116V218ZM121 217V218H120ZM131 218L130 220H131V223L133 224H130L129 225V222H127V221H130L129 219H126V218ZM141 217V219H139ZM145 217V218H144ZM189 217H191V219H192V215L190 216L189 215ZM75 218H76V220H75ZM120 218V219H119ZM123 218V219H122ZM139 219V221H138V219ZM148 218H146V219H148ZM160 220H161V217H158ZM90 219H91V222H90ZM94 219V220H93ZM95 219H97V220H95ZM113 219H114V222H113ZM125 219V220H124ZM150 219V218H149ZM148 219V220H149ZM230 219V220H229ZM235 220V221H231V220ZM102 220V221H101ZM124 222H122V221ZM198 219L197 220H195L194 222H198L199 221ZM213 220V221H212ZM77 221V222H76ZM80 221V222H79ZM87 221V222H86ZM95 221V222H94ZM98 221V222H97ZM115 221H117L116 223H115ZM118 221H120L119 223H118ZM189 221H190V219H189ZM223 221H226V223L225 222H223ZM73 223V225H74V222H75V224L76 225H74V227H73V225H72V223ZM190 222H192V220L190 221ZM233 222H235V223H233ZM89 223V224H88ZM91 223V224H90ZM93 223V224H92ZM96 223H97V225H96ZM113 223L115 224V225H118V226H120L121 228H119V227H117L116 226V228H115V226L113 225ZM122 223V224H121ZM134 223H136L135 225H134ZM193 223V222H192ZM198 223H201V222H198ZM197 223V224H198ZM223 223V224H222ZM242 225H241V224ZM121 224V225H120ZM195 224V223H194ZM225 224H226V226H225ZM228 224V225H227ZM236 224V225H235ZM240 224V225H239ZM72 225V226H71ZM91 227H90V226ZM95 227H94V226ZM106 225H105V227H106ZM126 226V227H122V226ZM128 225V226H127ZM189 225H191L190 226V228L191 227H195L193 224H189ZM193 225V226H192ZM196 225V224H195ZM200 225H197V226H199L200 227ZM232 225H235V226H232ZM243 225H245V226H243ZM89 226V227H88ZM104 225H102V227H103ZM129 226H131V227H129ZM210 226V227H209ZM240 226H241V228H240ZM243 226V227H242ZM82 227V228H81ZM104 227V230H103V228H97V229H100V231H102V232H106V233H108V231H106V230H108L109 228H105ZM222 227H225L224 229L222 228ZM237 229H236V228ZM80 228V229H79ZM128 228V229H127ZM192 228V229H193ZM218 228V229H217ZM230 228H231V230H230ZM234 228V229H233ZM242 228H244V229H242ZM78 229H79V231H78ZM90 229H88V230H90ZM106 229V230H105ZM196 229V228H195ZM193 229V234H194V232L198 229ZM199 229H201V228H199ZM198 229V230H199ZM203 229V228H202ZM201 229V231H203ZM80 231V232H83V231ZM110 230H109V232H110ZM196 231V232H201L200 230L199 231ZM209 230V231H208ZM213 230V229H212ZM211 230V231H212ZM219 230V231H218ZM233 230V234H231V231ZM245 230V231H244ZM87 231V230H86ZM85 231V232H86ZM115 231V232H116ZM214 231V230H213ZM223 231V232H222ZM224 231H226V232H224ZM227 231L231 234H228L227 233ZM220 232H222V235L220 236ZM106 233H104V234H106ZM117 233V232H116ZM116 233L114 234V236L116 235ZM119 233V235H120V232H118ZM117 233V234H118ZM226 233V234H225ZM237 233H238V235H239V238H238V235H237ZM248 233V234H247ZM112 234V233H111ZM110 233L109 234H107L108 236L109 235H111ZM121 238H124L123 236V233H122V231H121ZM127 234H128V236H127ZM192 234V235H193ZM235 234V236H234V238H237V239H232V240H230L231 242H235L236 244V247L233 245V247H232V243H230L229 242V240L228 239H230L229 238V236L230 237H232L233 235ZM178 235V236H177ZM224 235V236H223ZM227 235V236H226ZM107 236V237H108ZM214 236V237H215ZM241 236H243V237H241ZM105 237H106V235H105ZM110 237V236H109ZM107 238V239H111V237L110 238ZM179 237V238H178ZM221 237V238H220ZM245 237V239L244 240H241V239H243ZM181 238H183V239H181ZM224 238V239H223ZM228 238V239H227ZM246 238H247V240H246ZM212 239V240H213ZM225 239H226V242H225ZM251 239V240H250ZM125 240V239H124ZM197 240V245L200 243V246L202 245V246H204L203 244H205L206 246V248L208 249V250H210L211 252H212V254L210 253V252H207L208 253V255L206 254V252H205V254L209 257V254L211 255L210 257V260L211 261H209V259L207 260V258H205V260L204 261H202L204 258V256L202 255V254H204L203 252H204V250L202 251L201 249H203L204 247H201V249L196 245V241ZM219 240V242H220V245H222L221 243V241H223L225 244V247H224V245H223V247L222 246H220L218 243L219 242H217ZM245 240L247 241V242H245ZM182 241V242H181ZM202 241V242H201ZM124 242H126V241H124ZM184 242V243H183ZM192 242V241H191ZM190 242V243H191ZM228 242L230 243L229 245L230 246H226L227 244H228ZM237 242L238 243H240L239 244V246H241L243 249H241V248H239L241 251L239 252V253H241V255H242V253H245V251L243 252V250H244V248L245 249H247L246 251H249L248 252V254H250L249 256L251 257H249V256H247L248 254L247 253H245V254H247L245 257L246 258H244V259H246L247 260V262L245 263L244 261L245 260H243V262H241L240 261V259H239V257H240V255H239V253H238V248H237V246H238V244H237ZM252 242V243H251ZM202 243V244H201ZM247 243V244H246ZM249 243V244H248ZM211 244V243H210ZM234 244V243H233ZM251 244V245H250ZM253 244H254V247H252L253 246ZM216 245H218V246H216ZM220 246V247H219ZM247 246V247H246ZM250 246V248H248ZM195 247V248H194ZM222 247V248H221ZM135 248H138V249H136V250H138V251H140L139 249H140V247H136L135 246ZM191 248H194V251L191 249ZM205 248V249H206ZM214 248V249H213ZM218 248V249H217ZM224 248V249H223ZM235 248H236V250H235ZM260 248V249H259ZM192 251H191V250ZM212 249H213V251H212ZM230 249H232V251L234 252V254L233 255H230V254H232L233 252L230 250ZM254 249V250H253ZM261 249H263V250H261ZM198 250H200L201 252H202V254L200 253V251L198 252ZM220 250L221 251H223L224 252V254H223V256L221 255L223 252H220ZM228 252H227V251ZM238 250V251H237ZM252 250V251H251ZM260 251V252H257V251ZM237 251V252H236ZM221 253L220 254V256L221 257H223V258H228V260L227 259H221V257H219V253ZM230 252V253H229ZM255 252V253H254ZM226 253V254H225ZM229 253V254H228ZM235 253H237L236 255H239V256H237L236 257V255H235ZM184 254H186V255H184ZM193 256H192V255ZM215 254H216V252H215ZM256 254V255H255ZM177 255H179V256H177ZM203 257H202V256ZM252 255H253V257H252ZM261 255H263V256H261ZM206 256V257H207ZM227 256V257H226ZM233 256V257H232ZM257 256V257H256ZM175 257H176V259H175ZM201 257V258H200ZM242 257V256H241ZM256 257V258H255ZM183 258V259H182ZM230 258V259H229ZM248 258V259H247ZM188 259V260H187ZM202 259V260H201ZM217 261H216V260ZM239 259V260H238ZM253 259V260H252ZM254 259H256V260H254ZM180 260V261H179ZM186 260V261H185ZM193 260H195V259H193ZM206 260L207 261H209V263H207L206 262ZM236 260V261H235ZM249 260V261H248ZM184 261V262H183ZM216 261V262H215ZM226 261H228V263H226ZM240 262V263H237V262ZM255 261H257V262H255ZM176 262V263H175ZM182 262V263H181ZM185 262H187V263H185ZM202 262H204V263H202ZM112 263H114V262H112ZM111 263V264H112ZM155 263V262H154ZM195 263H196V261H195ZM194 263V264H195ZM169 264V263H168Z\"/></svg>", "mask_w": 264, "mask_h": 264}, {"label": "built area", "instance_id": "2783aa9c", "mask_svg": "<svg viewBox=\"0 0 264 264\" xmlns=\"http://www.w3.org/2000/svg\"><path fill=\"white\" fill-rule=\"evenodd\" d=\"M121 96V95H120ZM113 92L114 105L116 107L118 117L116 126V135H121L125 142H128V137L125 134L131 130V128L136 124V118H122L119 115V100L122 98ZM76 143L80 151L86 157V160H91L97 157L104 149L105 144L99 140L98 137L92 135H82L76 138Z\"/></svg>", "mask_w": 264, "mask_h": 264}]
</instances>
